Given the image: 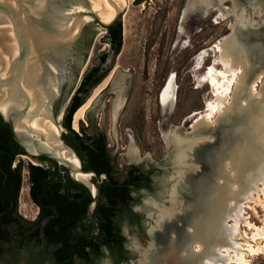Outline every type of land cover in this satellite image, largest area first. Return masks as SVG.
<instances>
[{"label":"rangeland","instance_id":"374dc122","mask_svg":"<svg viewBox=\"0 0 264 264\" xmlns=\"http://www.w3.org/2000/svg\"><path fill=\"white\" fill-rule=\"evenodd\" d=\"M135 1L132 0L127 14L120 18L123 45L115 59L105 40L106 32L96 24L90 50L68 86L57 114L62 122L72 92L78 80L82 79L81 74L85 75L96 66L103 53L110 54L104 69L117 66L119 71L129 76L125 82V104L116 119L113 117V101L116 94L111 84L99 95L75 131L80 133V124L87 128L88 119L95 121L96 127L106 135L107 148L116 160L119 171L131 166L140 167L145 172L156 171L152 176L151 188L133 194L140 199L139 204L133 207L139 221L133 223L130 218H125L121 223V232L125 238L124 247L128 251L127 260L116 263L115 258L105 251V257L97 264H140L142 252L152 243L148 231L154 225V220L148 219V215L153 214L155 218L157 210L151 205L144 207L143 201L165 204L167 208H170L171 204L167 193L172 185V152L167 149L164 135L172 130L181 136L198 139V142L204 140V143L195 146H200L196 152L191 151L190 158L197 163L199 169L188 175L189 186L181 194L183 203H179V206L183 208V212L180 223H175L180 227L175 232L170 231L165 241L159 242L158 249L153 251L159 253V264H195L194 258L199 246L196 243L190 246L192 242L184 239L187 232L193 235V227L202 217L199 215L197 220L187 226L193 213L188 207L195 204L194 190L203 180L211 181L209 188L220 187L224 175L228 173V158L248 143L256 131V127L251 124L254 113L250 112L242 117L229 113L219 119L216 125L199 124L196 134H192V127L199 118L192 116L204 115L207 105L214 104L216 99L217 91L210 84L209 69L214 68L217 73L222 71L220 64L213 67L220 55L217 44L233 34L234 18L230 16L223 21L219 19L218 11L211 12L205 18L200 12H196L182 25V13L188 0H141V4H136ZM233 4L240 9H247V13L251 15L245 31L240 32V42L244 50L243 56L249 66L248 79H252L258 72L264 71V0H234V3L227 0L221 7L231 10ZM250 5L260 6L263 16L253 15ZM124 19L127 25L126 37ZM171 76L174 83V102L170 109L164 110L160 97ZM217 80L221 81L219 77ZM228 87L229 84L225 83V88ZM92 95L93 93L90 98ZM211 118L215 122L217 114L211 112ZM208 138H211V141H208ZM131 146L138 151L136 162H132L128 156ZM19 162L23 165L22 180L25 175L28 179V165H40L37 160L26 156L17 157L15 165ZM205 165L207 170L204 169ZM262 179L264 181V174ZM258 187L257 192L253 193L254 199L243 202L242 219L236 233L240 243L244 240L250 243L242 244L245 252L230 253L231 264H241L238 261L240 257L243 264H264V184L259 183ZM212 192L213 189L209 192L210 195ZM25 205L26 208L20 209L18 200V214L23 219L35 221L39 210L32 203L30 196ZM227 224L231 227L236 225L232 219ZM162 233L167 234L165 229ZM185 245L190 246L188 252H183ZM20 264H29L24 253Z\"/></svg>","mask_w":264,"mask_h":264},{"label":"trees","instance_id":"16d2710c","mask_svg":"<svg viewBox=\"0 0 264 264\" xmlns=\"http://www.w3.org/2000/svg\"><path fill=\"white\" fill-rule=\"evenodd\" d=\"M135 2L141 4V0ZM105 40L115 59L123 45L120 20L109 28ZM109 55L103 53L99 63L107 62ZM111 69L97 66L87 71L61 122L65 130L62 138L76 152L83 170L107 177L99 186L100 197L93 214L99 226L96 233L95 224L88 218L93 200L89 190L73 182L65 168L45 158L37 159L40 165L27 167L29 196L39 210L38 217L32 222L18 214L23 165L15 162L25 153L0 117V264H20L23 253L29 264H97L105 251L116 263L127 260L121 223L125 218L139 221L133 207L140 199L133 194L150 189L156 171L145 172L137 166L119 171L107 148L106 135L95 121L88 119L87 128L80 124V133L72 130L75 113Z\"/></svg>","mask_w":264,"mask_h":264},{"label":"bare ground","instance_id":"6f19581e","mask_svg":"<svg viewBox=\"0 0 264 264\" xmlns=\"http://www.w3.org/2000/svg\"><path fill=\"white\" fill-rule=\"evenodd\" d=\"M225 1L227 0H188L182 13V25L196 12H200L204 18L213 11H218L219 19L223 21L230 16L234 18L232 22L233 34L217 44L220 55L218 60L214 62L213 67L220 64L222 71L217 73L214 68H211V72L209 71L210 84L217 91L216 99L214 104L209 103L207 105L204 115L197 116L194 114L192 116L194 118L199 117L192 127V134H196V128L199 124L209 123L210 125H216L219 119L229 113H235L242 117L250 112L254 113L251 124L256 127V131L252 134L248 143L238 148L228 158V173L224 175V180L220 187L209 188L211 181L203 180L200 184H197L194 190L195 204L188 207L193 213L190 215L187 226L197 220L199 215L202 217L194 225L193 235L187 232L184 239L192 242L189 244L190 246L195 243L199 246L194 258L195 264H231L230 253L245 252L242 244H249L250 242L244 240L243 243H240L236 238L239 221L242 219L241 208L243 202L254 199L253 193L259 189L258 184H264L262 179L264 174V71H260L252 79H248L249 66L243 56L244 50L240 42L242 37L240 32L245 31V26L251 20V15L247 13V9H240L235 4H233L231 10L221 7V4ZM232 1L234 3V0ZM131 3L132 0H95L96 15L101 23L109 24L118 12L127 14ZM250 6L253 15L263 16L260 6ZM123 27L124 37H126L127 25L125 19ZM118 71L119 69L116 66L102 85L93 92L92 97L75 113L72 122L75 131L78 129L79 123L84 121L86 113L99 95L111 84L116 94V99L113 101V117L114 120L116 119L125 104L124 95L127 90L125 82L126 77H128L125 73L121 71V73H118ZM217 77L221 81L217 80ZM225 83L229 84L228 88H225ZM258 83H260L261 87L257 85ZM173 84V76H171L162 89L160 98L164 110L170 109L174 102ZM256 87L260 88L256 89ZM211 112L217 114L215 122L211 118ZM191 139L187 136H181L172 130L164 135L167 149L172 152L173 173L170 177L172 185L167 193L168 201L171 204L170 208H167L165 204L158 205L157 203H151L152 201L149 202L157 210L156 223L159 227V232L164 231L169 223H180L181 213L183 212V208L179 206L183 203L181 194L189 186L187 182L188 175L199 169L197 163L191 160L190 155L191 151L196 152L200 147L195 146L204 143V140L198 142V139ZM208 141H211V138H208ZM128 156L132 162L138 161V151L134 146L130 147ZM81 177L87 180L89 176L81 175ZM76 178L80 179L78 175H76ZM181 181H183V184H181ZM211 189H213V192L210 195ZM27 199L29 200V185L25 175L23 176L19 196L20 209L26 208L25 202ZM231 219L235 220L236 225L234 227L227 224ZM148 234L151 237V241H153V238L159 241L156 234L152 236L149 231ZM189 245L184 246L183 252L189 251ZM238 261L243 264L241 257L238 258Z\"/></svg>","mask_w":264,"mask_h":264},{"label":"water","instance_id":"95a60500","mask_svg":"<svg viewBox=\"0 0 264 264\" xmlns=\"http://www.w3.org/2000/svg\"><path fill=\"white\" fill-rule=\"evenodd\" d=\"M122 15L118 12L109 24L101 23L95 0H0V117L26 157L56 163L68 171L73 182L89 190L93 200L88 218L96 226L95 233L99 226L93 214L99 186L107 177L83 170L76 152L62 138L65 131L57 111L90 50L96 24L107 33ZM78 86L79 82L72 96ZM81 175L89 177L84 180ZM149 202L143 201L144 207H149ZM178 228L169 223L167 236L159 231L156 236L165 241L168 233Z\"/></svg>","mask_w":264,"mask_h":264},{"label":"flooded vegetation","instance_id":"af4514ba","mask_svg":"<svg viewBox=\"0 0 264 264\" xmlns=\"http://www.w3.org/2000/svg\"><path fill=\"white\" fill-rule=\"evenodd\" d=\"M100 59V58H99ZM100 63L98 62V64L96 65V66H94V67H97V66H100L101 67V70L103 69L104 70V66L105 65H107V62H105L104 64H100ZM94 67H92V68H94ZM83 76H84V73H82L81 74V76H80V78H83ZM81 81H82V79L79 81V86H80V84H81ZM79 86H78V88H79ZM88 86V85H87ZM77 88V89H78ZM76 89V90H77ZM75 90V91H76ZM75 94V93H74ZM70 102V101H69ZM154 220V225H152V227L149 229V233H150V235H154V234H156V232L157 231H159V227L157 226V223H156V216H155V218L153 219ZM157 246H159V241H156V239H154L153 238V241H152V243L149 245V248L147 249V250H144L143 252H142V254H141V259H140V264H159V253H158V251H156V252H153V251H155V250H157L158 249V247ZM136 249H138V246H136ZM151 252H153V253H151ZM152 258V259H151Z\"/></svg>","mask_w":264,"mask_h":264},{"label":"snow or ice","instance_id":"6c2138e0","mask_svg":"<svg viewBox=\"0 0 264 264\" xmlns=\"http://www.w3.org/2000/svg\"><path fill=\"white\" fill-rule=\"evenodd\" d=\"M209 71L211 72V69H209Z\"/></svg>","mask_w":264,"mask_h":264}]
</instances>
